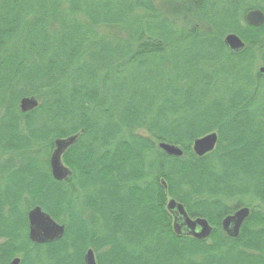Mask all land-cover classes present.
Segmentation results:
<instances>
[{"label":"trees","instance_id":"trees-1","mask_svg":"<svg viewBox=\"0 0 264 264\" xmlns=\"http://www.w3.org/2000/svg\"><path fill=\"white\" fill-rule=\"evenodd\" d=\"M252 10L264 15V0H0V264H84L87 249L97 264H264V23H246ZM24 97L38 103L27 114ZM213 132L214 151L196 157L192 142ZM73 135L57 182L53 142ZM166 197L217 230L175 237ZM36 206L64 225L59 241L29 242ZM241 207L230 239L220 222Z\"/></svg>","mask_w":264,"mask_h":264},{"label":"water","instance_id":"water-1","mask_svg":"<svg viewBox=\"0 0 264 264\" xmlns=\"http://www.w3.org/2000/svg\"><path fill=\"white\" fill-rule=\"evenodd\" d=\"M245 21L249 26L260 27L264 23V15L259 10H252L245 14ZM224 45L233 53L240 52L244 43L235 34L225 36ZM258 73L264 76V66L258 68ZM38 103L33 98H22L18 103L19 111L22 114H27L37 107ZM77 135L69 136L62 139H56L53 142V151L49 156L48 164L50 175L57 182L64 181L70 175V171L64 167L61 162L62 155L75 143ZM217 144V134L209 133L192 142V153L201 158L214 151ZM159 150L167 156L179 158L182 156V151L174 145L159 143ZM161 185L166 190V184L161 181ZM165 210L172 217L171 229L176 237H188L195 241H205L212 234V227L204 218H190L184 206L176 202L174 199H169L165 205ZM250 210L246 207L236 209L232 214L224 217L220 222V228L226 237L236 239L239 236L240 230L248 219ZM27 220V237L33 245H46L59 241L65 232L64 225L56 223L47 212L40 207H34L26 214ZM19 258H14L8 264H19ZM84 264H97L94 253L91 249L85 251L83 256Z\"/></svg>","mask_w":264,"mask_h":264},{"label":"rangeland","instance_id":"rangeland-1","mask_svg":"<svg viewBox=\"0 0 264 264\" xmlns=\"http://www.w3.org/2000/svg\"><path fill=\"white\" fill-rule=\"evenodd\" d=\"M162 6H164V9H166V8L169 9V8H170L169 5H167V6L162 5ZM160 8H161V7H160ZM103 32H104V31H103ZM105 33H106V31H105ZM258 66H259V65H258ZM258 66H257V67H258ZM49 155H50V154H49ZM168 199H169V197H166V198H165V203L167 202ZM209 223L211 224V225H210V224H209V225L213 228V231L217 230V228H216L215 226H213L211 222H209ZM17 257L20 258V259L22 258V257L19 256V255H18ZM34 258H35V257L33 256V259H34ZM32 262H33V264H35V262H34L33 260H32Z\"/></svg>","mask_w":264,"mask_h":264}]
</instances>
